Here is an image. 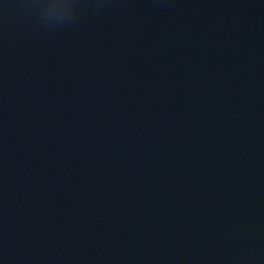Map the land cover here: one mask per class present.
I'll list each match as a JSON object with an SVG mask.
<instances>
[{"label":"water","instance_id":"1","mask_svg":"<svg viewBox=\"0 0 264 264\" xmlns=\"http://www.w3.org/2000/svg\"><path fill=\"white\" fill-rule=\"evenodd\" d=\"M0 264H264V0H0Z\"/></svg>","mask_w":264,"mask_h":264}]
</instances>
